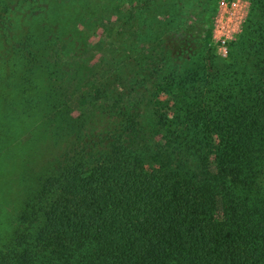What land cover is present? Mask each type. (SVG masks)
I'll return each mask as SVG.
<instances>
[{
    "label": "trees",
    "instance_id": "trees-1",
    "mask_svg": "<svg viewBox=\"0 0 264 264\" xmlns=\"http://www.w3.org/2000/svg\"><path fill=\"white\" fill-rule=\"evenodd\" d=\"M114 1L48 0V17L68 2L76 9L65 18L98 21ZM168 1L158 36L133 59L136 75L98 77L91 108L77 114L45 54L50 28L37 31L29 0L7 11L0 152L41 111L43 129L66 142L30 172L0 264H264V0H251L225 58L212 42L217 0H144L129 6L134 30L147 23L140 10ZM95 114L106 128L90 125Z\"/></svg>",
    "mask_w": 264,
    "mask_h": 264
},
{
    "label": "rangeland",
    "instance_id": "rangeland-1",
    "mask_svg": "<svg viewBox=\"0 0 264 264\" xmlns=\"http://www.w3.org/2000/svg\"><path fill=\"white\" fill-rule=\"evenodd\" d=\"M29 1L31 4H27V13L36 21L37 31L42 33L45 26L50 28L47 38L49 49L46 48L45 54L48 52L50 56L53 55L61 66L60 79L57 82L62 90L60 96L74 114L91 108L87 96L91 94L94 100L95 92L92 90L98 84V77L117 74L128 81L136 75L139 60H133L134 57L145 51L147 44L158 36V27L161 24L158 19L167 18L168 13L165 11L169 12L173 8L168 1L152 6L146 16L145 11L140 10V15L145 17L143 22L147 23L135 31L131 23L132 9L129 6L144 7V0H117V3H109L98 21L93 16L65 18V12L69 13L75 8L68 2L61 5L58 10L59 17L53 20L48 17L52 6L48 0ZM20 2L23 0H0V22H5L3 26L6 24L9 8ZM96 4L92 6L94 9ZM250 7L251 0L215 1L210 15L212 42L215 44L216 53L221 57H227L230 43L237 40ZM68 13L66 15H70ZM88 14L92 13L89 11ZM61 25L65 26L63 33L58 29ZM43 42L45 43V36ZM123 56L127 58L122 61ZM167 96L166 91L159 90L157 100L164 102ZM2 102L3 97L0 94V112ZM101 117L95 114L89 118L90 125L96 130L106 128V118ZM169 117H172V113H169ZM43 123L41 111L28 127L24 122L19 124L12 137V145L0 152V240L5 234H9L25 191L33 186L34 178L30 174L33 173L32 169L44 171L48 161L58 156L65 147L64 137L57 138L52 127L44 130Z\"/></svg>",
    "mask_w": 264,
    "mask_h": 264
}]
</instances>
